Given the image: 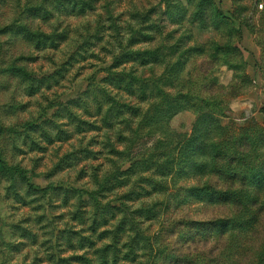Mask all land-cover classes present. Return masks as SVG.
Returning a JSON list of instances; mask_svg holds the SVG:
<instances>
[{
    "label": "clouds",
    "instance_id": "1",
    "mask_svg": "<svg viewBox=\"0 0 264 264\" xmlns=\"http://www.w3.org/2000/svg\"><path fill=\"white\" fill-rule=\"evenodd\" d=\"M0 264H264V0H0Z\"/></svg>",
    "mask_w": 264,
    "mask_h": 264
},
{
    "label": "rangeland",
    "instance_id": "2",
    "mask_svg": "<svg viewBox=\"0 0 264 264\" xmlns=\"http://www.w3.org/2000/svg\"><path fill=\"white\" fill-rule=\"evenodd\" d=\"M37 70H41L40 68H38Z\"/></svg>",
    "mask_w": 264,
    "mask_h": 264
}]
</instances>
